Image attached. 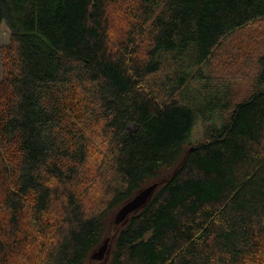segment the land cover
I'll list each match as a JSON object with an SVG mask.
<instances>
[{"label": "trees", "instance_id": "obj_1", "mask_svg": "<svg viewBox=\"0 0 264 264\" xmlns=\"http://www.w3.org/2000/svg\"><path fill=\"white\" fill-rule=\"evenodd\" d=\"M257 20L264 0H0V264H90L107 237L104 264H264V50L254 74L232 54L252 88L207 139L189 97Z\"/></svg>", "mask_w": 264, "mask_h": 264}, {"label": "rangeland", "instance_id": "obj_2", "mask_svg": "<svg viewBox=\"0 0 264 264\" xmlns=\"http://www.w3.org/2000/svg\"><path fill=\"white\" fill-rule=\"evenodd\" d=\"M116 13V12H115ZM10 42V30L6 24H4L0 30V79L3 74V46ZM223 49L228 51V66L224 69V66L220 62H209L208 71L212 70L214 73L213 78L206 79L196 77L189 89V97L196 99L199 105H201L205 117H201L194 127V131L191 137L192 142L198 140L207 139L209 131L213 126H222L227 122L229 112L222 109V104L227 102L228 94L232 93V97L236 100H242L251 91L252 84L251 77L248 81L239 80L237 78H227L223 75H227L230 71L236 72L239 64L237 62H230L232 54L241 49L245 54L242 59L244 62H240L242 65H249L250 69H246L247 72L255 71V57L260 51L264 50V20H257L250 25L240 28L222 41ZM248 48H255L252 52L248 53ZM215 53H218L215 50ZM227 81H218V80ZM251 84V85H250ZM90 264H104L102 260H94Z\"/></svg>", "mask_w": 264, "mask_h": 264}, {"label": "water", "instance_id": "obj_3", "mask_svg": "<svg viewBox=\"0 0 264 264\" xmlns=\"http://www.w3.org/2000/svg\"><path fill=\"white\" fill-rule=\"evenodd\" d=\"M159 185L160 182H153L140 189L132 198L123 203L114 215V228H117L122 222H124L131 213L143 208L150 201ZM109 241L110 238L107 237L99 248L92 253V259L104 260L107 258V255L110 252Z\"/></svg>", "mask_w": 264, "mask_h": 264}]
</instances>
